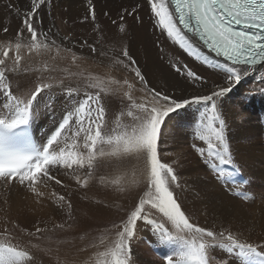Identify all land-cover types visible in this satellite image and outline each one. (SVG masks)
<instances>
[{"label": "bare ground", "instance_id": "1", "mask_svg": "<svg viewBox=\"0 0 264 264\" xmlns=\"http://www.w3.org/2000/svg\"><path fill=\"white\" fill-rule=\"evenodd\" d=\"M12 3L20 7L21 15L17 16L15 12L0 6V53L3 51L5 38H12L20 28L22 14L30 0H12ZM91 9L95 12V20L92 19L88 0H52L50 7H42L40 14L43 27L46 30L51 29L49 40L54 38L55 44L61 47L50 45L32 53H28L26 49L21 52L24 57L22 67L29 69L19 77L20 83L27 84V88L22 91L34 89L41 83L51 84L55 91L52 95L45 90L34 103L36 115L30 121V126L39 142L46 141L47 134L54 129L62 115L82 101L86 93L100 92L102 103L106 105V130L116 127L117 117L122 126L130 124L132 117L126 113L132 110L135 115L139 110L124 96V92L128 91L127 85L123 84L124 80L133 84L131 94L136 104L151 99L145 89H156L168 95L179 96L184 90L189 93H204L217 86H224L222 70L210 66L217 62L222 64L224 61L205 51L197 41L200 55L209 59L208 65L180 49L168 39L166 32H162L156 25V18L147 0H92ZM4 26L8 27V33L2 31ZM92 46H95V52L92 51ZM125 50L128 57L123 56ZM117 59L122 63H115ZM177 61L179 66L187 65L205 79L193 84L192 80L186 77V72L177 73L174 70L173 64ZM125 65L129 67L125 68ZM137 68L145 83H141L135 76L134 69ZM262 80L264 67L258 66L243 78L240 84L235 85L231 92L216 99L218 114L224 121L227 132L224 130L230 159L235 167L244 170L245 184L252 186L251 189H245L243 197L235 194V189H239L241 184L223 182L218 172L214 173L211 164L217 161H204L200 164V160L197 161L194 156L189 157L190 153H187V157L182 148L184 143L206 147L193 135L196 123L207 111L203 104L185 106L166 117L162 124L160 144L171 138L175 145L172 160L169 158L168 164L179 177L180 187L175 188V195L190 222L217 234L224 232L225 237L231 233L240 243L256 244L260 251L264 252V166L261 164L264 162V149L258 147L256 139L254 140L259 134L258 131L264 133L263 129H258L259 125L255 121L264 118ZM112 81H120V84H114ZM69 87L75 89L72 96L67 95ZM240 103L244 105L241 106ZM121 112L125 114L121 116ZM237 120H241L240 125ZM252 123L255 125H251ZM242 126L246 129L242 130ZM79 144L86 157L87 150L83 148V141L80 140ZM100 148H103L106 154L101 156L97 153L92 175L84 187L77 184L73 177L79 175L83 182V175L88 172L86 168L75 173L53 169L62 184L57 185L55 181L38 184L37 190L44 194L37 196L33 193L38 197V201L27 193V190H31L29 187L22 186L19 182L0 181V191L9 194L7 210L0 206L1 234L7 229L13 232H20L19 228L23 227L27 229L35 214L42 213L41 211L53 221L50 225L45 222L50 227L52 224L54 227H67L69 216H74L73 225L81 224L85 220L84 226L78 228L81 231L76 240L71 243L57 240L60 241L57 246H61V249L54 251L52 248L48 256L49 261L45 256L41 260L39 249L36 251L22 248L32 257L24 264H107L106 258L100 253L113 247L117 240L113 226L119 224L126 211L133 205V197L129 192L120 189L127 188L128 182L133 178H139L143 162L131 155H111L109 153L112 149L107 145L98 144L97 149ZM192 151L194 153L195 149ZM160 158L166 163L164 153H160ZM104 166H116L115 172L119 171V174L107 180L101 179L99 174ZM222 174L227 173L222 171ZM59 196H64L71 208H68L67 204L62 205L58 200ZM62 216L64 218L57 221ZM87 216L89 220L86 221ZM13 220L19 225L12 226ZM45 223L40 226H46ZM166 227L169 235L176 237L170 244L160 242L154 226L143 221L138 222L131 247L143 242L140 237H145L150 242L159 243L158 249L170 253L178 252L182 246L180 241L186 238V233L172 228L171 225ZM17 236L14 240H9L21 242V236ZM9 240L5 239L2 243L9 244L6 242ZM222 242L227 243L226 240ZM68 246L74 247V250L70 251ZM213 259L214 264H241L235 252L229 253L225 248H216Z\"/></svg>", "mask_w": 264, "mask_h": 264}, {"label": "snow or ice", "instance_id": "2", "mask_svg": "<svg viewBox=\"0 0 264 264\" xmlns=\"http://www.w3.org/2000/svg\"><path fill=\"white\" fill-rule=\"evenodd\" d=\"M51 2L52 0H30L22 14L20 28L12 38H5L2 44L0 181L19 182L20 185L29 187L37 196H43L37 190L38 184L45 181L62 184L53 169L75 173L86 168L88 172L83 182L79 175L73 177L77 184L84 187L92 175L97 153L101 156L106 154L103 148L97 149V145H107L112 149L109 153L111 155H131L143 162L139 178H133L128 182L127 188L120 189L129 192L133 197V205L119 224L113 226L117 236L113 247L100 253L106 258L107 264H131V242L135 239L137 224L141 221L153 225L160 242L164 244L176 240V237L169 235L166 225L186 233V238L180 241L182 246L179 251L163 256L166 264H214L213 253L218 247L225 248L229 253L235 252L241 264H264V252L258 251L253 245L240 243L231 233L225 237L224 232L217 234L190 222L175 195V188L180 187L179 177L170 164L161 161L159 152L161 125L165 118L185 106L203 104L207 111L196 123L193 135L206 147L193 144V148L200 156L205 157L206 162L215 160L219 165L231 163L224 135V121L218 114L216 99L231 92L235 85L240 84L258 66L264 67V0H147L156 18V25L180 49L208 65V57L200 55L196 44L199 41L209 53L223 59L224 63L217 62L210 66L222 70L224 86H217L204 93H189L184 90L179 96L168 95L156 89H145L151 99L136 104L131 94L134 86L124 80L123 84L128 88L124 96L139 110L135 115L132 110L126 113L132 117L130 124L122 126L117 117L116 127L106 130V105L102 103L100 92L86 93L82 101L62 115L54 129L47 134L46 142L37 145L29 132L30 121L36 115L34 103L52 85L41 83L34 89L22 91L27 88V84L20 83L19 77L29 69L22 67L24 57L21 52L26 49L28 53H32L55 44L54 38L49 40L51 29L43 27L40 14L42 7H50ZM88 4L92 19L95 20V12L91 9L92 0H88ZM0 6L15 12L17 16L21 15L20 7L13 4L12 0H0ZM2 31L8 33L9 29L4 26ZM95 50V46H92V51ZM123 56L128 57L126 50ZM114 62L122 63L118 59ZM127 67L129 65H125ZM173 68L177 73L186 72V77L193 84L205 79L187 65L179 66L178 61L173 64ZM134 71L141 83H145L139 69ZM261 82L264 83V80ZM112 83L119 85L120 81ZM74 92L75 89L71 87L67 89L69 96ZM124 114L121 112V116ZM80 140L87 150L86 157L80 151ZM216 167L217 164L214 163L213 168ZM58 200L71 208L64 196H59ZM59 227L62 228L63 225ZM36 232H41V229L37 228ZM31 259L26 250L0 244V264H24Z\"/></svg>", "mask_w": 264, "mask_h": 264}, {"label": "rangeland", "instance_id": "3", "mask_svg": "<svg viewBox=\"0 0 264 264\" xmlns=\"http://www.w3.org/2000/svg\"><path fill=\"white\" fill-rule=\"evenodd\" d=\"M54 46L61 47V45H57V44H54ZM45 73H50V72L45 71ZM46 91H47V93H49V94L51 93L52 95H53V92H55L53 86L51 87L50 90H46ZM240 105L243 106L244 104L240 103ZM172 113H170L169 115H172ZM235 115L241 116L239 114H235ZM237 121L239 122V125H240L241 120H237ZM255 121L259 125L258 129L259 130H262V129L264 130V118L262 120L258 119V120H255ZM251 125H255V124L252 123ZM161 128H162V125H161ZM244 129H246V128L244 126H242V130H244ZM224 130H225V128H224ZM225 132H226V130H225ZM258 132H259V134H257L255 136L256 138H254V140L256 139L255 141H257L258 147H263V149H264V133H260V131H258ZM167 140L164 141L165 142L164 144L163 143L160 144L161 143V140H160L159 152L160 153H164V158L166 157L165 158L166 163H169L170 162L169 160L170 159L172 160L171 156L173 155L172 151H174L175 145L172 143L171 138H167ZM254 140H253V142H255ZM182 148L185 150V153H186L187 157L189 155L187 153H190L189 157L193 158V156H194V159H197V161L200 160L199 161L200 164H202L203 161L205 160L203 157L198 156L199 154H197L196 150L193 153V151H192L193 146H189L188 143L187 144L186 143L182 144ZM80 151H81V149H80ZM168 155H170V156H168ZM167 156H168V158H167ZM261 164L264 166V162L261 163ZM226 165H230V164H226ZM211 166H213V164H211ZM219 166H221V165H219ZM115 168H116V166H109V167L104 166L100 170L101 174H99V177L101 179H103V180H107L108 178H112L113 176L118 175L119 171L115 172ZM239 170L242 172V174L244 176L246 175L244 170H241V169H239ZM213 171H214V173L218 172L220 180H221V176L225 175V174L221 175L222 171L220 172V171H218V169H214ZM86 176H87V174L83 175V180L85 179ZM224 181L225 180H223V182ZM225 182H227V181H225ZM229 184H234V183H229ZM248 187L250 189L252 188L251 185H248V186L247 185H243V186H241L239 188L241 190H245ZM27 193L32 195L34 198L36 197L37 199H35V200L38 201V197L33 195V192L31 190L30 191L27 190ZM4 194H6V195H4ZM8 197H9V194L7 195V193H4V192L0 191V206L1 207L4 206V208L6 210H7V207H8ZM34 198H32V200H34ZM41 212L42 213H40V212L36 213L38 216L33 212L35 214V216L32 218L33 221L30 224H28V228L27 229L25 227L21 226V227H23V229L19 228L21 230L20 232H13L12 230H11L12 231L11 232V231H9V229H7V230H4L6 232H4L3 234L0 233V244H7V243H2V242L3 241L5 242V239L6 240H9V239L14 240V237H18L17 235H20L21 238H22L21 242H19V240H18V242H15V241H12V240H9V241H6V242H9V245L16 246L18 249L27 248L28 250L29 249H33V250H36V251H37V249H39L38 251H40L41 260H43L42 257L45 256L47 261H49L48 256H49L50 250L52 248H53L54 251L55 250L58 251V249H61V246L60 247L57 246L58 244H60V241H57V240H60V239L61 240H66V242L71 243V242H73L74 240H76L80 236L79 232L81 231V229L79 230L78 228L84 226L83 224L85 223V220L81 224L77 223V225H75V224L73 225L74 216H72V217L69 216L68 218H70V220L68 222L69 224H68L67 227H64V228H61V227H58V226L54 227L52 223H51L52 225L50 227L45 222H48V224L50 225V222H53V221L51 220L50 217L47 216V214L44 211H41ZM63 218H64V216L58 218L57 221L58 220H62ZM87 220H89L88 216L86 217V221ZM115 220H117V219H115ZM43 223H45L46 226H40ZM11 224L14 227L19 225L16 220H13L11 222ZM37 228H40L41 232H39V233L36 232ZM10 232H11V234H10ZM5 233H7V234H5ZM15 233H17V235ZM81 238H83V233L81 234ZM140 239L143 242H138L135 246L131 247L130 260L133 262V264H142V263L146 264L147 262L148 263L150 262V264L151 263H154V264H165V260L163 259V256L166 255V254H173V252L170 253V252H165L164 250H162L160 248L158 249L159 244H157V242L156 243L155 242H150L145 237H140ZM251 245H253V244H251ZM156 246H158V247H156ZM253 246L258 248V245H256V244H254ZM154 247H156V248H154ZM68 248H69L70 251L74 250V247L68 246ZM56 262L57 261H55V263Z\"/></svg>", "mask_w": 264, "mask_h": 264}]
</instances>
